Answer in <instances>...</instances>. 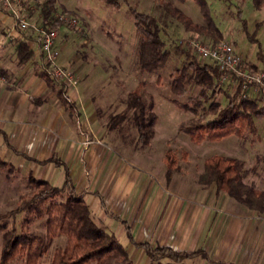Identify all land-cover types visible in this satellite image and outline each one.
<instances>
[{
    "label": "rangeland",
    "instance_id": "1",
    "mask_svg": "<svg viewBox=\"0 0 264 264\" xmlns=\"http://www.w3.org/2000/svg\"><path fill=\"white\" fill-rule=\"evenodd\" d=\"M43 1L19 0L16 4L18 13L26 19L28 25L21 29L15 20H12L11 25L1 27L3 33L9 36L10 42L23 36H31L38 40L39 30L45 28L40 11ZM158 1L55 0L54 14L73 13L82 27L80 32L71 28H60L56 39L59 63L70 70L73 76V83L66 85V93L73 98L79 110L74 118L78 117L79 122L94 120L97 123L96 131L99 132L96 138L120 153L133 168L145 171L148 177L158 183L163 192L187 199H198V196L209 193L214 185H202L197 181V177L203 169L204 160L213 154L242 159L245 166L250 169L246 180L253 182L258 188H264V118H254L255 132L246 131L243 136L233 134L219 140L204 139L195 142L188 134L179 130V123L194 115L178 107L173 100L185 101L189 96L198 95L202 85L190 84L183 95L174 93L169 86L174 69L189 60L182 50L189 52L197 60L199 58L188 45L192 37L207 41L225 38L234 43L237 52L250 68H264V59L257 53L261 47V54L264 56V5L257 9L253 0H206L220 32L218 35L213 31L215 35L213 39L185 30L179 21L166 13ZM168 1L179 7L193 21L205 24L195 0ZM132 9L153 15L160 25V36L169 55L166 63L155 71H142L138 64L139 35L135 30ZM0 13L13 17L11 13L1 9ZM39 62L40 68L46 70L42 58ZM5 73L0 75L4 76L3 79L0 77V85L10 89L13 81L10 76L8 77L9 74ZM54 81L57 86L58 81L55 79ZM138 85L141 86L140 91L144 98L151 97L153 110L157 115L154 136L147 145L139 141L133 123L132 109L127 105L130 90ZM236 88L235 79L220 76L215 80L213 88L207 92L210 100L215 99L224 105ZM52 91V96L57 97L56 88ZM250 94L258 104L264 105V95L253 92ZM89 133L92 137V132ZM96 138L94 137L95 140ZM168 149L174 152L177 162L169 181L165 177V153ZM0 156L13 162L15 167L13 170L0 167V216L5 217L21 199L30 196L32 192L27 185L28 175L32 173L35 177L42 178L43 171L40 170H43L44 165L28 162L35 166V170H32L30 167L22 166L13 153L6 155L1 151ZM54 183L58 185L59 181L54 180ZM96 200L89 205L91 214L97 223L108 227L107 217ZM163 206L158 208L156 220L160 219ZM25 218L24 212L17 214L18 232L30 234L45 232L43 219H33L25 223ZM122 232L120 227L113 229V233L125 247L127 239ZM1 236L0 231V249ZM65 241L66 236L62 234L53 238L37 264H48L55 248L63 246ZM168 261L166 257L159 261H151L144 252L131 249L128 251V262L119 255L110 253L102 260L94 259L88 264H165ZM12 263L26 264L25 257L16 256ZM200 263L199 258L178 262Z\"/></svg>",
    "mask_w": 264,
    "mask_h": 264
},
{
    "label": "crops",
    "instance_id": "2",
    "mask_svg": "<svg viewBox=\"0 0 264 264\" xmlns=\"http://www.w3.org/2000/svg\"><path fill=\"white\" fill-rule=\"evenodd\" d=\"M12 20L0 13V64L6 65L0 69L13 81L10 89L0 85V152L13 153L22 166L32 170L35 166L28 162L43 164L42 178L53 185L54 180L59 181L56 186L63 183L67 169L76 192L88 206L95 199L99 201L107 217L108 227H104L111 233L117 227L122 229L127 240L125 247L120 243L127 253L140 250L148 258L144 249L128 240L122 223L109 212L127 221L136 241L178 251L201 249L207 254V258L184 260L264 264V211L249 209L225 191L216 193L214 186L198 199L163 192L145 171L133 168L120 153L96 138L99 132L94 120L79 122L74 118L79 110L73 98L66 93L75 104L71 115L60 98L52 96L53 88L57 94L58 85L48 84L40 75L42 57L37 40L23 36L10 42L3 33L1 27L11 25ZM21 40L33 50L32 57L22 64L16 52ZM7 162L14 167L13 162Z\"/></svg>",
    "mask_w": 264,
    "mask_h": 264
},
{
    "label": "trees",
    "instance_id": "3",
    "mask_svg": "<svg viewBox=\"0 0 264 264\" xmlns=\"http://www.w3.org/2000/svg\"><path fill=\"white\" fill-rule=\"evenodd\" d=\"M184 1V0H181ZM199 5L205 24L193 21L179 7L168 0H159V5L171 17L179 21L185 30L206 38H215L213 31L220 35L206 0H195ZM55 0H44L40 11L46 29H52L62 24L55 14ZM255 8L264 5L262 0H253ZM135 30L139 35L137 61L140 69L152 72L162 67L168 59V50L160 36V25L157 19L146 12L132 9ZM187 62L176 67L171 73L170 89L179 95L187 92L190 84L202 85L198 95L189 96L185 101L174 99V103L194 116L179 123V130L188 134L195 141L204 139L219 140L228 135L243 136L246 131L255 132L254 118H264V105L251 97H242L237 87L235 92L228 96V100L221 105L217 100L211 99L208 90L213 88L214 82L222 75L215 65L198 60L189 52L182 50ZM17 60L25 63L33 55V50L21 40L16 46ZM261 59V47L258 49ZM256 69V68H251ZM3 72L0 69V75ZM42 78L55 85L54 78L46 70L40 72ZM141 86L130 90L127 105L132 109V118L139 141L147 145L154 136V124L157 115L153 110L151 97L144 98L140 91ZM57 96L65 105L68 112L75 113V104L66 94V85L58 82ZM208 103L207 105H205ZM31 158V157H28ZM165 177L169 181L177 167L176 156L168 149L165 153ZM0 167L13 170L9 162L0 157ZM250 169L245 166L242 159L213 154L204 160L203 169L197 177L202 185L213 184L216 193L225 191L229 196L249 209L264 211V188H258L253 182L246 179ZM28 187L31 194L20 200L19 204L10 209L5 217L0 216L1 249L0 264H13L16 256H24L26 264H37V261L47 251L51 240L58 235H65L63 246L55 248L48 264H88L91 260H102L110 253L119 255L128 262V253L118 238L109 232L103 225L96 222L84 197L76 192L68 170L60 186L50 181L28 175ZM24 212L25 223L33 219H43L45 232L43 234H30L18 232L16 226L17 214ZM109 215L119 219L122 223L128 240L136 247L144 249L151 261H159L166 257L165 264H178V262L191 257L201 256L207 258L204 250L178 251L169 246L152 245L149 241H136L126 220L109 212ZM160 263V262H159Z\"/></svg>",
    "mask_w": 264,
    "mask_h": 264
},
{
    "label": "built area",
    "instance_id": "4",
    "mask_svg": "<svg viewBox=\"0 0 264 264\" xmlns=\"http://www.w3.org/2000/svg\"><path fill=\"white\" fill-rule=\"evenodd\" d=\"M19 0H0V8L12 14L13 19L21 29L27 27L28 22L18 13L16 4ZM62 24L56 28L40 29V37L37 42L42 60L47 73L60 83L67 85L73 83L71 71L59 63V50L56 44L58 31L61 27L71 28L78 32L82 31L78 20L73 13L59 12L55 14ZM188 45L194 50L199 58L212 63L222 72L221 76L236 80L239 94L242 97H250V92L264 95V68L251 69L237 52L233 42L225 38L216 40H202L192 37ZM3 79V76H0Z\"/></svg>",
    "mask_w": 264,
    "mask_h": 264
}]
</instances>
